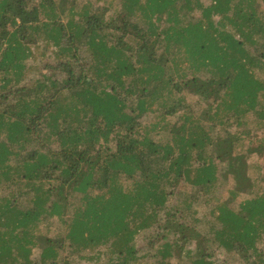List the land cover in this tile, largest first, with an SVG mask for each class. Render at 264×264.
Returning a JSON list of instances; mask_svg holds the SVG:
<instances>
[{"label": "trees", "instance_id": "1", "mask_svg": "<svg viewBox=\"0 0 264 264\" xmlns=\"http://www.w3.org/2000/svg\"><path fill=\"white\" fill-rule=\"evenodd\" d=\"M100 1L0 0V264H264V0Z\"/></svg>", "mask_w": 264, "mask_h": 264}, {"label": "rangeland", "instance_id": "2", "mask_svg": "<svg viewBox=\"0 0 264 264\" xmlns=\"http://www.w3.org/2000/svg\"><path fill=\"white\" fill-rule=\"evenodd\" d=\"M105 2L109 5H112L113 7H118V0H104V1H100L99 6H102L105 4ZM208 5V4H206ZM264 8V5H263ZM114 9L112 8V10L109 11L108 14L112 15ZM185 96L187 98V100L189 102L195 103L196 106H200L201 107L204 105L203 101H198V97L192 95L191 93H185ZM148 119H144L142 122L144 124H149L152 123L155 120V115L151 114L148 116ZM231 130L234 132H236V130L234 128H231ZM241 130L237 131L240 132ZM163 133L156 135V137H163ZM250 150L252 152V156L250 157V162H257L259 163V168L260 166L263 168L264 167V129L261 128H256L253 129L250 132V135H248L246 141H244V143L241 145V149L240 152H246V150ZM260 173V171L254 170L250 175H258ZM219 185L218 186V190H217V194H216V198H218L219 200H225L226 198H228V190L231 187V184H227L224 181H219L218 182ZM245 198H248L247 196H240L237 201H241L244 200ZM211 206H209L208 204L205 203H201L197 210L200 213L201 216H198V218L202 217V215H206L208 213V209ZM39 233L42 235V239H49V240H56L57 237H59V234L63 235L64 232V228L62 226H60V224L54 219L50 222H45L44 224H42L40 226V228L38 229ZM202 232H204V230L202 229ZM137 246L140 248V252L142 254L148 253L149 250L148 248L144 245V243L138 239L136 241ZM220 255V252L217 253V256ZM39 256H40V251L38 249H35L33 251V255H32V259L33 261H35V263H38L39 260Z\"/></svg>", "mask_w": 264, "mask_h": 264}]
</instances>
